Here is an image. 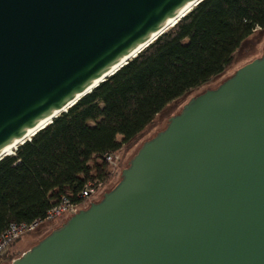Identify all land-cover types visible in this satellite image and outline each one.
<instances>
[{
    "label": "water",
    "instance_id": "obj_1",
    "mask_svg": "<svg viewBox=\"0 0 264 264\" xmlns=\"http://www.w3.org/2000/svg\"><path fill=\"white\" fill-rule=\"evenodd\" d=\"M199 1L0 0V154ZM205 89L10 264H264V54Z\"/></svg>",
    "mask_w": 264,
    "mask_h": 264
},
{
    "label": "trees",
    "instance_id": "obj_2",
    "mask_svg": "<svg viewBox=\"0 0 264 264\" xmlns=\"http://www.w3.org/2000/svg\"><path fill=\"white\" fill-rule=\"evenodd\" d=\"M175 22L0 158V235L10 223L43 218L63 197L78 206L75 213L82 210L87 181L95 184L93 202H99L126 145L168 104L221 75L241 44L256 29L264 30V0H200ZM108 153L117 157L115 168L105 160ZM120 180L121 174L106 192Z\"/></svg>",
    "mask_w": 264,
    "mask_h": 264
},
{
    "label": "rangeland",
    "instance_id": "obj_3",
    "mask_svg": "<svg viewBox=\"0 0 264 264\" xmlns=\"http://www.w3.org/2000/svg\"><path fill=\"white\" fill-rule=\"evenodd\" d=\"M264 52V30L256 29L252 35H250L237 49L235 52L232 63L228 66V68L219 76L213 78L208 83L202 85L201 87L194 89L181 98L171 102L168 104L154 119V121L147 126L139 135H137L130 143L126 145L123 150L122 156L119 157V164L116 171L113 172V176L106 183L105 189L110 188L119 178L121 174V168L125 166V157L133 151L139 143L148 138L156 129H159L165 118L170 117L171 115L177 113L181 107L190 99V97L195 94L201 92L206 87H214L219 84L222 80L230 76L234 71L238 70L240 67L245 65L246 63L259 58ZM97 195H94L88 198L85 203H83L80 208L85 207L89 201L95 199ZM70 214L66 213L60 218L54 220L51 223L45 224L43 226L38 227L37 229L26 233L16 241H14L10 246L11 255L7 256L3 255L0 264H10L16 256L23 253L29 246L33 243L40 240L45 234L58 227L65 221V217L67 218Z\"/></svg>",
    "mask_w": 264,
    "mask_h": 264
},
{
    "label": "built area",
    "instance_id": "obj_4",
    "mask_svg": "<svg viewBox=\"0 0 264 264\" xmlns=\"http://www.w3.org/2000/svg\"><path fill=\"white\" fill-rule=\"evenodd\" d=\"M105 160L111 167L115 168L117 166V157L114 154H105ZM95 194V184L87 181L83 186L80 197L88 199ZM76 210H78V206L73 204L68 198L63 197L58 204L54 205L46 212L43 218H37L29 223H10L0 235V260L4 253L9 249V246L21 236L37 229L44 222L52 221L66 213L70 215L74 214L70 211L75 212Z\"/></svg>",
    "mask_w": 264,
    "mask_h": 264
},
{
    "label": "bare ground",
    "instance_id": "obj_5",
    "mask_svg": "<svg viewBox=\"0 0 264 264\" xmlns=\"http://www.w3.org/2000/svg\"><path fill=\"white\" fill-rule=\"evenodd\" d=\"M195 5V2H192L191 4L185 6L183 9H181L179 12H177L172 18H170L167 23L150 39L148 40L146 43H144L143 45H141L140 47H138L135 51L131 52L130 54H128L126 57H124L119 63H117L115 66H113L107 73L105 76L110 75L111 73H114L117 69H119L123 64H125L126 61H128L130 58H132L133 56H135L141 49H143L146 44H149L150 42H152L154 39V37L160 35L164 30H166L169 26H171L176 20H178L182 15H184L186 12H188L191 7ZM176 23V22H175ZM155 37V38H156ZM103 79L100 78L98 79L96 82H94L91 86H89L85 91H83L82 94L88 92L89 90H91L92 88H94L96 86V84L100 83V81ZM70 106V104L66 105L65 107L61 108V110L55 114H53L52 116H49L43 120H41L39 123H37L32 129H30L25 135H23L20 139H18L17 141H15L14 143H12L11 145H9L8 147H6L3 152L0 154V157H2L3 155H7V154H12L14 151V148H16L18 146V144H20L21 142H23L24 140H28V138H30L31 135H34L35 132H37L38 130H40L41 128H43L46 124H48L51 119L61 113L62 111L66 110L68 107Z\"/></svg>",
    "mask_w": 264,
    "mask_h": 264
}]
</instances>
